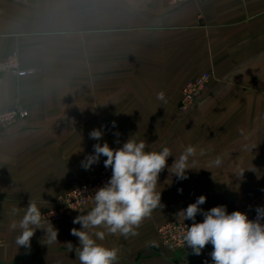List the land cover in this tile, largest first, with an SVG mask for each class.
Here are the masks:
<instances>
[{"label":"crops","instance_id":"1","mask_svg":"<svg viewBox=\"0 0 264 264\" xmlns=\"http://www.w3.org/2000/svg\"><path fill=\"white\" fill-rule=\"evenodd\" d=\"M169 3L0 0V63L14 56L28 71L0 70V113L16 106L29 112L11 126L0 122V264H79L67 244L78 246L70 230L80 225L72 221L92 201L51 222L58 243L47 244L37 230L30 250H18L19 230L9 225L20 217L10 213L32 200L44 215L65 190L97 180L106 157L91 170L81 161L97 143L90 131L102 126L99 142L113 148L132 135L150 150L168 146L177 156L187 145L197 148L192 166L199 170H189L188 179L171 176L170 183L167 169L160 174L164 207L137 235L97 229L105 231L98 243L120 249L119 264L211 261V244L199 256L189 247L174 254L159 242L157 225L176 220L201 195L205 211L226 205L231 213L264 191V0ZM203 71L215 78L184 114L178 109L183 87ZM160 91L167 104L156 99ZM216 156L223 160L219 167L212 163Z\"/></svg>","mask_w":264,"mask_h":264},{"label":"clouds","instance_id":"2","mask_svg":"<svg viewBox=\"0 0 264 264\" xmlns=\"http://www.w3.org/2000/svg\"><path fill=\"white\" fill-rule=\"evenodd\" d=\"M156 99L163 104L168 103L164 91L158 92ZM112 127H116L115 122ZM102 129L103 126L90 131L89 138L97 143L93 145V153L81 161V166L84 170H91L103 156L106 157L104 167L111 169V176L91 195V209L79 211L80 214L72 221L80 225L79 229L73 227L70 230L79 243L75 247L71 242L67 245L70 251H75L79 264H119L120 249L98 243V240L105 239V231L97 229L103 228L108 234H119L125 238L137 235L136 229L143 221L154 210L164 207L161 203L162 190L157 191L160 174L167 169L171 183V176L182 181L188 179L189 170H199L192 166L197 155V148L193 145H187L177 156L168 146H162L159 151L150 150L145 140L138 141L132 135L122 146L113 148L106 141L102 144L99 142L105 135ZM113 134L119 136L118 132ZM116 142L119 143L118 140ZM200 154L203 155V150ZM169 157H174L170 166ZM212 163L219 167L223 163L222 157L216 156ZM243 172L238 176H242ZM169 180L166 183L170 184ZM85 191L86 188L79 192L82 195ZM178 191L182 192V189ZM206 200L207 197L201 195L194 203L175 214L176 220L186 228L184 246L199 256L211 244L209 256L212 264H264V206H257L255 218L250 219L246 212L240 210L229 213L226 205L214 206L205 211L201 205ZM41 209L32 200L26 207L14 206L11 209V215L20 217L19 220L13 219L9 225L10 231L19 230L15 238L18 250L21 247L30 250L31 240L37 230L44 232L47 244L58 243V229L48 217L46 224ZM198 214L203 216L201 222L196 220ZM185 221L192 223L188 225Z\"/></svg>","mask_w":264,"mask_h":264},{"label":"built area","instance_id":"3","mask_svg":"<svg viewBox=\"0 0 264 264\" xmlns=\"http://www.w3.org/2000/svg\"><path fill=\"white\" fill-rule=\"evenodd\" d=\"M0 70L2 72L11 73L15 76L27 75L26 70H23L20 68L18 64V60L14 56H9L7 59L1 62ZM206 74H208L207 77H205L204 74L200 75V77H198L196 81L187 85L184 91V94H183V99H182L183 109H187L199 97L198 94H199L200 86L206 81V79H209V76H210L209 73L206 72ZM28 115H29L28 110L22 107L16 106L8 111L2 112L0 114V122H2L3 124H14L18 121V118H25ZM105 172H108L111 176L110 168H107ZM110 176H105V174H103L102 176H100L99 180L95 183L85 182L81 186H77L68 192L66 191L62 193L56 199L55 204L44 212L45 220H47V217H48V219L51 222H54V223L62 222L67 217V215L74 212L72 208L78 209L82 207L85 203L92 201L91 195L94 194L97 188L101 187L104 183H106L108 179L110 178ZM85 188L87 190L90 189L92 191L90 193H88L87 191L82 192V195H81L79 191ZM257 199H260V200H259V203H256L255 206L256 207L264 206V192H263V195H260V196L258 195ZM246 212L248 215H252L256 213L255 209L252 207L251 202L249 205H247ZM164 226H167V225L165 224ZM170 226H171L170 230L166 229L165 232H163V230L160 229V233L165 241V244H167L168 242L172 250L182 249L184 247L183 235L186 231L185 226H183L181 222L176 225L172 222L170 223ZM178 241L181 243L182 245L181 247H178V244H177ZM1 246H2V241L0 240V247ZM177 264H212V262L204 258L203 260L198 261L196 263L183 262V263H177Z\"/></svg>","mask_w":264,"mask_h":264},{"label":"rangeland","instance_id":"4","mask_svg":"<svg viewBox=\"0 0 264 264\" xmlns=\"http://www.w3.org/2000/svg\"><path fill=\"white\" fill-rule=\"evenodd\" d=\"M123 1V0H122ZM189 1H197V0H170V5H172V6H175V7H180V6H182V5H184V4H186L187 2H189ZM141 3H143V1H141L140 2V4ZM23 70H25V69H23ZM26 72H27V74H28V71L26 70ZM206 72L207 73H209V79H206V81L200 86V90H199V97L197 98V100H195V102L191 105V106H189L187 109H183L182 108V99H183V94H184V91H185V89H186V87H187V85L188 84H190V83H192V82H194V81H196L197 80V78L198 77H200V75H203L204 74V76L205 77H207L208 76V74H206ZM213 78H215V76H214V74L211 72V71H203L201 74H199L198 76H196V78H194V79H192V80H190V81H188L186 84H185V86L183 87V90H182V93H181V98H180V101H179V106H178V109L182 112V113H184V114H188L189 112H191L193 109H194V107H195V105H196V103L199 101V99L202 97V95H203V93H204V91L206 90V88H207V86L210 84V82L212 81V79ZM25 109V108H24ZM27 110V109H26ZM1 114V113H0ZM26 118V117H25ZM20 119H23V118H18V120H20ZM5 126H11V125H13V124H4ZM106 171V168L104 167L101 171H100V174H99V177H98V179L97 180H95V181H93V182H90V183H95V182H97L98 180H99V178H100V176H102L103 174H105V176H110V174L108 173V172H105ZM83 183H85V182H81V183H79V185H77V186H81ZM87 183V182H86ZM77 186H73L72 188H70V189H68V190H65L64 192H68V191H70L71 189H73V188H75V187H77ZM92 190H90V189H88L87 190V192L88 193H90ZM63 192V193H64ZM263 192L264 191H262V192H260V193H258V194H256L255 196H253L247 203H246V205L244 206V208H243V212H246V207H247V205H249L250 204V202L252 203V207L255 209L256 208V203H259V200L260 199H257V197H258V195L260 196V195H263ZM61 195V194H60ZM59 195V196H60ZM58 198V197H57ZM56 198V199H57ZM257 199V200H256ZM56 201V200H55ZM89 202H91V201H89ZM89 202H87V203H89ZM87 203H85L82 207H80V208H76L77 210H74V212H76V211H78V210H80L81 208H83ZM52 207V206H51ZM74 212H72L71 214H69V215H67V217L68 216H70V215H72ZM247 213V212H246ZM249 216V218H253V217H255L256 216V213L255 214H252V215H248ZM65 220V219H64ZM63 220V221H64ZM62 221V222H63ZM174 223L175 225L176 224H179L180 223V221L179 220H169V221H166V222H163V223H160V224H158L157 225V234H158V240H159V242L162 244V245H164L165 247H167L171 252H173L174 254H177L178 252H182L186 247L184 246L182 249H176V250H172L171 248H170V246H169V243L167 242V244H165V241H164V239H163V237H162V235H161V233H160V229H162L163 230V232H165L166 231V229L167 230H170V223ZM185 223H187L188 225H190L192 222L191 221H185ZM167 225V226H164V225ZM178 247H181L182 245H181V243L178 241ZM204 258H201L199 261H201V260H203ZM207 259V258H206Z\"/></svg>","mask_w":264,"mask_h":264}]
</instances>
